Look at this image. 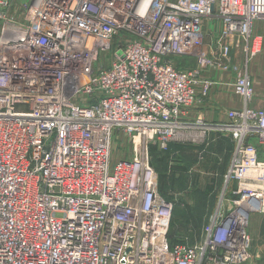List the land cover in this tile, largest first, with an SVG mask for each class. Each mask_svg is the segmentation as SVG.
Wrapping results in <instances>:
<instances>
[{"label": "built area", "instance_id": "obj_1", "mask_svg": "<svg viewBox=\"0 0 264 264\" xmlns=\"http://www.w3.org/2000/svg\"><path fill=\"white\" fill-rule=\"evenodd\" d=\"M258 20L264 0H0V264L247 263L249 217L264 215ZM217 67L243 103L216 126L231 144L225 187L200 239L172 242L150 148L199 125L187 114L225 85L205 75ZM116 132L132 153L112 161Z\"/></svg>", "mask_w": 264, "mask_h": 264}, {"label": "rangeland", "instance_id": "obj_2", "mask_svg": "<svg viewBox=\"0 0 264 264\" xmlns=\"http://www.w3.org/2000/svg\"><path fill=\"white\" fill-rule=\"evenodd\" d=\"M257 22H264V20H258L255 24ZM255 24V33L261 35L256 31ZM211 25H214L213 29ZM220 27V23L212 24L211 21L208 22L206 48L213 43L216 44V33ZM213 30L217 31L215 35H213ZM115 42L116 40H112L111 49L100 54L97 61L99 67L109 65ZM219 57H221L219 52H216L215 63L220 65L222 63ZM172 58L181 67L195 65L193 57ZM263 58L264 40L262 37V49L260 53L248 62V72L249 74L251 73V79L253 77V89L257 84L264 88V66H261V63L264 65ZM232 61L241 63L242 58L239 54L232 55ZM252 61L256 62L257 66L252 65ZM220 68L217 67L214 72L221 71ZM210 94L207 97L201 98L196 102L195 106L189 108L187 121L190 123L199 121L198 126L189 125L181 133L180 139L169 142L164 149L159 150L158 147H155V149L151 147L153 149L151 152L152 165L157 175L159 189L171 201L173 206L168 230V238L172 242L191 244L200 239L202 229L214 211L225 187L224 174L227 169L229 158V156L227 158V155L229 152L219 151L217 144L213 141L215 135H222L221 130L216 129V126H220L224 121L208 120L202 116L196 115L193 117L192 115V111L194 112L200 108V105L205 100H209ZM255 95L252 105L262 108L264 106V96L258 97L257 94ZM223 136L229 140L228 136ZM111 149L112 161L130 156V153H132L130 138L123 133H114ZM263 216L259 213L251 214L247 230L252 239L251 255L253 256L256 249L261 247V252L263 253L262 262L264 264V227H260V219Z\"/></svg>", "mask_w": 264, "mask_h": 264}, {"label": "crops", "instance_id": "obj_3", "mask_svg": "<svg viewBox=\"0 0 264 264\" xmlns=\"http://www.w3.org/2000/svg\"><path fill=\"white\" fill-rule=\"evenodd\" d=\"M256 31L260 33L264 40V22H257L255 24ZM213 52V50H212ZM264 60V58L262 59ZM256 62H251L252 65H256ZM257 66V65H256ZM261 66L263 67V63H261ZM251 74V73H250ZM205 75L212 76L217 80H220L225 83V85H221L216 87L212 92L209 100H205V102L200 105V108L192 111V115L194 116H202L204 118H207L208 120H226V111L228 109H236L240 108L242 106V99L236 95L230 86V82L232 81L233 75L229 71H219L214 72V70H208L205 72ZM253 80V77H252ZM253 82V81H252ZM264 88L261 86H258V84L254 88V93L260 96H264ZM263 94V95H262ZM256 96V95H255ZM196 103L193 105L195 106ZM264 105V102H263ZM255 106V105H254ZM264 107V106H263ZM262 107V108H263ZM189 116V111L188 114ZM187 116V117H188ZM213 141L217 144L218 150L220 151H228L230 152V141L227 137L223 135H215ZM228 156L230 157V154L228 153ZM229 163V158H228ZM227 163V166H228ZM260 227H264V216L260 219ZM260 229V228H259ZM262 248H257L255 254L252 256V258L245 264H263V253L261 252Z\"/></svg>", "mask_w": 264, "mask_h": 264}, {"label": "trees", "instance_id": "obj_4", "mask_svg": "<svg viewBox=\"0 0 264 264\" xmlns=\"http://www.w3.org/2000/svg\"><path fill=\"white\" fill-rule=\"evenodd\" d=\"M152 148H154L155 149V147H152ZM150 149L151 151H150V155H151V152H152V150L153 149ZM160 152H162V151H160ZM151 158H152V156H151ZM151 162H152V159H151ZM158 190H159V192L163 195V196H165V194L159 189V186H158ZM166 197V196H165ZM167 198V197H166ZM168 199V198H167Z\"/></svg>", "mask_w": 264, "mask_h": 264}]
</instances>
